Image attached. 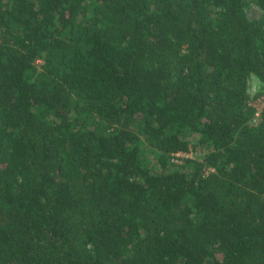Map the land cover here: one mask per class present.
<instances>
[{
	"label": "trees",
	"instance_id": "trees-1",
	"mask_svg": "<svg viewBox=\"0 0 264 264\" xmlns=\"http://www.w3.org/2000/svg\"><path fill=\"white\" fill-rule=\"evenodd\" d=\"M252 75L264 0H0V264H264Z\"/></svg>",
	"mask_w": 264,
	"mask_h": 264
},
{
	"label": "rangeland",
	"instance_id": "rangeland-1",
	"mask_svg": "<svg viewBox=\"0 0 264 264\" xmlns=\"http://www.w3.org/2000/svg\"><path fill=\"white\" fill-rule=\"evenodd\" d=\"M246 11L249 17H257L260 14V8L254 3H250ZM263 84L264 83H262L256 76L252 75L248 81L249 94L253 96L256 91H261L264 87ZM251 100L260 107L264 106V93L258 94L255 99ZM188 156L200 157V155L197 154L196 151H193V149H189ZM173 161H180V159H173Z\"/></svg>",
	"mask_w": 264,
	"mask_h": 264
},
{
	"label": "built area",
	"instance_id": "built-area-1",
	"mask_svg": "<svg viewBox=\"0 0 264 264\" xmlns=\"http://www.w3.org/2000/svg\"><path fill=\"white\" fill-rule=\"evenodd\" d=\"M254 105L256 106L257 111H259L260 108L264 107V106L260 107L259 105L255 104V103H254ZM182 156H188V151H176V152L172 153V159L177 160L179 157H182ZM206 170H209V169H206Z\"/></svg>",
	"mask_w": 264,
	"mask_h": 264
}]
</instances>
